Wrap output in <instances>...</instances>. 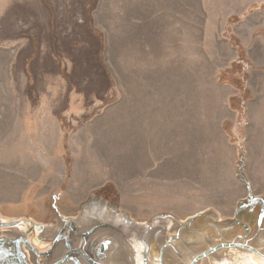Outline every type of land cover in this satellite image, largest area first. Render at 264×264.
Segmentation results:
<instances>
[{"label": "rangeland", "instance_id": "rangeland-1", "mask_svg": "<svg viewBox=\"0 0 264 264\" xmlns=\"http://www.w3.org/2000/svg\"><path fill=\"white\" fill-rule=\"evenodd\" d=\"M263 10L264 0H0V217L55 226L97 208L136 231L166 225L164 242L209 211L175 250L188 259L235 240L250 197L236 180L246 105L251 81L264 86ZM167 250L164 264H184ZM213 260L264 264L233 249L199 264Z\"/></svg>", "mask_w": 264, "mask_h": 264}, {"label": "water", "instance_id": "water-1", "mask_svg": "<svg viewBox=\"0 0 264 264\" xmlns=\"http://www.w3.org/2000/svg\"><path fill=\"white\" fill-rule=\"evenodd\" d=\"M249 196L247 200L253 198L251 194ZM208 212L190 217L174 236H168L164 242L160 235L167 230L166 225L153 234L150 231L156 224H143L136 231L119 214L112 217L101 214L97 208H86L77 218L61 217L55 226L30 219L0 217V264H164L163 254L168 248L184 264H199L220 250L231 249L247 251L264 259L263 243L256 240L255 246L250 245L249 241L238 237L240 234L236 235L237 241H220L184 259L173 244L179 241L181 231H193L191 225L203 219ZM239 216L240 212L236 210V223ZM246 220L243 216L240 222L248 224ZM212 262L214 264V260Z\"/></svg>", "mask_w": 264, "mask_h": 264}, {"label": "crops", "instance_id": "crops-1", "mask_svg": "<svg viewBox=\"0 0 264 264\" xmlns=\"http://www.w3.org/2000/svg\"><path fill=\"white\" fill-rule=\"evenodd\" d=\"M258 12L260 13V11H253V13H258ZM261 12H264V10ZM263 24L260 26H256L255 30H257L258 28H264ZM255 40H258V38H255ZM262 63L259 64L256 63V66L257 65L264 66V64ZM254 70L255 67L252 69V71ZM251 83H252V89H251L252 96L250 98L251 100L246 105L247 117H246V124L244 127L245 146L247 153V161L244 168H245V178L249 186L247 188L243 186V184L241 185L240 183V186L243 188L246 194L241 198H247L249 194H251V196L256 198L259 197L264 198V86L258 84V79H255V84L254 81L253 82L251 81ZM168 107L172 109V107L174 106L171 104ZM156 110L150 111V115L152 112V114L154 115V121L161 123L164 120V118L161 119L158 116V112ZM141 111L142 109H140L137 113H140L141 115L142 113ZM140 115H139L140 123H142L149 114L146 116H140ZM166 118L168 121L171 122V125L174 122L175 123L177 122L176 119L171 118L170 113L166 115ZM183 119L184 117H182V120ZM232 119L235 120L236 116L235 115L232 116ZM254 169H256L258 173L255 172ZM236 180L239 183V179L237 177Z\"/></svg>", "mask_w": 264, "mask_h": 264}, {"label": "flooded vegetation", "instance_id": "flooded-vegetation-1", "mask_svg": "<svg viewBox=\"0 0 264 264\" xmlns=\"http://www.w3.org/2000/svg\"><path fill=\"white\" fill-rule=\"evenodd\" d=\"M252 200H254L252 202ZM242 212H240V217L244 214L247 216L246 221H249L248 224L240 222V219L237 221L236 228H240L242 230V234L238 237H243L244 240L249 241L250 245L258 240L264 245V199L255 198L249 199V201L245 204V208L242 207ZM244 212V214H243ZM237 235V234H236ZM238 237H234V239H238ZM262 251H264V246L261 247Z\"/></svg>", "mask_w": 264, "mask_h": 264}, {"label": "trees", "instance_id": "trees-1", "mask_svg": "<svg viewBox=\"0 0 264 264\" xmlns=\"http://www.w3.org/2000/svg\"><path fill=\"white\" fill-rule=\"evenodd\" d=\"M234 23V22H233ZM235 48H236V50L239 52L238 53V57H237V60H236V62H239L240 64H241V61L242 60H240L241 58H240V50H241V48H240V46L239 45H237V46H234ZM243 62V61H242ZM244 65H247V66H249V64L248 63H244ZM248 92V91H247ZM236 173H237V177H238V179L242 182V184L245 186V187H247L248 188V183H247V181H246V179H245V177H244V175H243V173H242V162H241V159H240V162L236 165Z\"/></svg>", "mask_w": 264, "mask_h": 264}]
</instances>
